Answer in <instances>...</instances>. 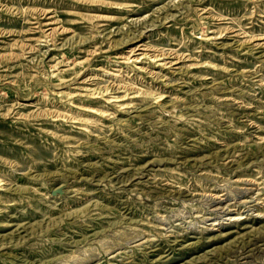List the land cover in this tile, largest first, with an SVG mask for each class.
<instances>
[{"label": "rangeland", "instance_id": "obj_1", "mask_svg": "<svg viewBox=\"0 0 264 264\" xmlns=\"http://www.w3.org/2000/svg\"><path fill=\"white\" fill-rule=\"evenodd\" d=\"M0 264H264V0H0Z\"/></svg>", "mask_w": 264, "mask_h": 264}, {"label": "bare ground", "instance_id": "obj_2", "mask_svg": "<svg viewBox=\"0 0 264 264\" xmlns=\"http://www.w3.org/2000/svg\"><path fill=\"white\" fill-rule=\"evenodd\" d=\"M103 111V110H102ZM99 112V111H98ZM247 182V181H246Z\"/></svg>", "mask_w": 264, "mask_h": 264}]
</instances>
